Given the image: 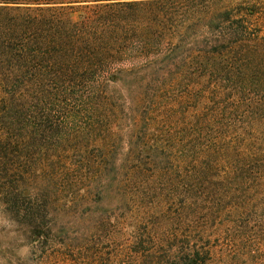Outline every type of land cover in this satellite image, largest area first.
<instances>
[{"label":"rangeland","instance_id":"rangeland-1","mask_svg":"<svg viewBox=\"0 0 264 264\" xmlns=\"http://www.w3.org/2000/svg\"><path fill=\"white\" fill-rule=\"evenodd\" d=\"M254 3L257 14L249 19L254 32L255 26L264 22V0L179 1L123 11L129 22L123 26L126 35L122 37V48H125L120 57L122 62L103 77L98 74L93 77L90 72L83 81L73 80L68 95L57 98L62 103L56 102V112L48 119L33 121L34 116L29 115L26 122L15 123V133L21 134L26 144L25 153L19 151L14 134L7 136L8 141L0 139L8 144L7 156L0 157V167L7 161L9 168L16 171L11 181H19L23 174L28 191L40 189L39 195L56 204L57 208L50 214L57 227L63 228L67 238L77 247L71 258L78 264L88 262L83 258L98 264L164 261L165 248H158L155 243L143 247V257L134 254L138 246L132 233L122 230L123 218L128 216L125 206L127 201L132 202L130 208L136 207V210L144 206L151 216L145 222L152 227L158 225L163 212L173 213L185 201L187 195L182 197L183 191L186 194L185 188L180 186L184 185L181 182L186 171V176L194 180L186 186H198L202 198H207L205 191L236 193L235 186L218 183L227 174L222 164L224 155L218 151L229 148L237 154L238 144L255 136L244 124L250 119L264 120V105L259 103L260 96L264 95L248 92L239 103L228 94L219 98L228 85L225 86L220 76L213 77L211 73L193 80L196 73L193 67H187L182 76L172 80L174 83L171 81L163 87L139 68L145 65L141 55L153 59L174 46L175 41L170 36L183 21H188L189 17L184 14L197 12L191 22L196 31H200L205 22L200 18L203 13L220 9L241 11ZM54 7L59 9L61 18H68L70 24L77 25L76 29L100 33L110 28L96 23L101 8L93 3ZM135 14L138 17L132 19ZM220 64L224 72L241 75L238 73L245 70L254 85L253 80L258 81L257 76L251 79L253 65L250 61L239 59L235 65L228 66L227 60H221ZM160 76L166 74L160 73ZM170 77L167 75L164 79ZM238 84L239 88L251 87L250 82L243 83L236 78L231 79L229 87ZM256 86L262 87L257 83ZM88 99L93 103L88 104L85 114ZM70 114L76 117L71 118ZM209 121L222 125V130L212 125L205 129L203 126L211 124ZM233 127L241 128L244 136L240 138L238 133L231 131ZM183 138H190L198 146L196 152L215 149L211 161H201L196 173L177 160L172 163L165 156L176 148L174 142L179 139L181 144ZM130 141L134 146L129 145ZM144 142L147 147L164 150L159 154L160 162L153 149H146V155H141L145 166L136 167L130 160L124 163L123 160L133 157L128 155L135 152V146L140 148ZM103 143L109 157L114 159L111 174L116 179L112 181L106 173L107 168L105 171L100 168L103 159L99 158L98 146ZM198 174L202 175L200 180L196 179ZM249 186L244 187L246 195ZM237 198L236 194L235 201ZM205 216L204 212L198 216L196 226L203 233V252L209 254L206 264H264V211H252L242 217L219 214L207 219ZM144 223L136 226L142 234L146 231ZM49 244L57 257L44 262L63 264L64 252L60 245ZM35 247L22 230L0 212V264H39L41 254L38 250L42 246H37L38 250Z\"/></svg>","mask_w":264,"mask_h":264},{"label":"trees","instance_id":"trees-1","mask_svg":"<svg viewBox=\"0 0 264 264\" xmlns=\"http://www.w3.org/2000/svg\"><path fill=\"white\" fill-rule=\"evenodd\" d=\"M179 1L190 3L214 0H0V139L8 141L7 136L14 134L16 143L20 146L19 151L25 153L26 144L23 136L15 133V123L26 122L29 115L34 116L33 121L48 119L56 112V102L62 103L58 102L57 98L68 95L69 85L73 80L83 81L90 72L93 77L97 74L103 77L109 74L112 67L122 62L120 57L125 51V48H122V37L126 35L123 26L129 22L123 11ZM88 3L100 6L96 23L109 25L108 30L93 33L85 28L76 29L77 25L70 24L68 18H61L59 9L54 7ZM256 5L254 3L241 11L220 9L203 13L200 18L205 22L200 31H196V26L191 22L197 17V12L184 14L189 17L188 21H183L170 36L175 41L174 46L153 59L146 54L141 55L145 65L139 70L147 72L150 80L165 87L173 79L182 76L187 67H193L196 71L193 80L211 73L213 77L220 76L225 86L228 85L226 89H222L219 98L228 94L239 103L243 101L242 96L248 92L264 95V22L257 24L254 32L249 24V19L257 14ZM137 17L138 14H135L132 19ZM107 39H110V42H107ZM187 45L189 47L186 49ZM180 49L184 50L180 52ZM239 59L252 63L250 77L252 79L257 76L258 81L253 80L255 85L245 70L238 73L241 75L222 71L221 60H227L229 66L235 65ZM160 73L172 77L166 80V76H160ZM235 78L243 83L250 82L251 87L239 88L238 84L230 89L231 79ZM89 82L92 83L91 79ZM256 83L262 87H257ZM90 102L93 103L88 99L85 114L88 113ZM259 103L264 105V97L260 96ZM70 117L75 118L76 114H70ZM209 122L211 124L203 126L205 129L212 125L222 130V125L214 121ZM193 124L198 126L195 121ZM244 126L252 129L255 136L241 141L237 154L229 148L218 151L224 155L222 164L227 169V174L218 180V183L235 186L236 193L217 194L205 191L207 198H202L198 186H186L194 181L186 176V171L181 182V185L185 186H180L185 188L186 194L182 192V197L187 195L185 201L177 206L179 208L173 213L163 212L158 225L154 227L145 222L151 219V216L144 206L137 207L136 210V207L130 208L132 202H126L128 216L123 218L122 230L132 233L131 237L133 236L135 245L138 246L134 254L141 255L144 246L155 243L158 248H165L164 261L156 260L157 264H206L209 254L203 252V233L196 226V220L201 213L204 212L205 217L209 219L219 214L242 217L252 211H264V120L250 119ZM230 130L238 133L240 138L244 136L241 128L233 127ZM199 131H202L201 128ZM129 143L134 146L133 142ZM174 143L176 148L165 155L167 159L172 163L177 160L184 167L194 169L195 173L201 161H211L215 150L210 148L196 152L199 148L190 138L184 139L181 144L179 139ZM6 147L8 144L0 141V157L3 159L7 156ZM98 147L101 153L99 158L103 159L101 170L105 171L107 168L106 173L109 174L110 180H115V176L111 174L114 159L109 157L104 143ZM135 149V152L128 155L133 157L123 161H133L136 167L145 166L141 155H146V149H153L158 162L159 154L164 151L147 147L145 142L140 148L135 146ZM14 173L16 171L9 168L7 161L0 167V212L22 230L30 244L36 245L37 250L42 246L38 250L41 254L39 264H47L44 260L50 261V258L56 259V252L48 246L50 242L60 245V250H63V264H78L76 259L71 258L77 247L67 238L65 230L57 227L56 220L50 214L57 208L56 204L47 200L44 195H39L40 189L33 188L31 192L28 191L23 183V174L19 181H11ZM201 176L198 174L196 179L200 180ZM245 185H250L247 195L244 192ZM236 194L238 198L235 201ZM143 223L146 228L144 234L137 230L138 225ZM83 259L88 261L84 264H98Z\"/></svg>","mask_w":264,"mask_h":264}]
</instances>
